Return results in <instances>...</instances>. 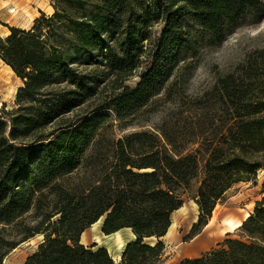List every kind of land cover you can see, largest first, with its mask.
<instances>
[{"label":"trees","instance_id":"obj_1","mask_svg":"<svg viewBox=\"0 0 264 264\" xmlns=\"http://www.w3.org/2000/svg\"><path fill=\"white\" fill-rule=\"evenodd\" d=\"M54 8L30 29L6 25L10 35L0 36V60L22 83L14 108H0V264L37 235L44 240L25 264H156L198 158L175 159L149 131L114 137L106 110L122 128L134 125L189 45L192 25L221 44L248 14L264 18V0H56ZM202 109L213 126L204 132L209 157L190 240L233 187L264 170V49L220 78ZM162 133L175 151L184 148L183 134ZM102 220L105 235L128 229L135 237L120 263L80 242ZM239 229L253 241L227 239L180 264H264V200Z\"/></svg>","mask_w":264,"mask_h":264},{"label":"rangeland","instance_id":"obj_2","mask_svg":"<svg viewBox=\"0 0 264 264\" xmlns=\"http://www.w3.org/2000/svg\"><path fill=\"white\" fill-rule=\"evenodd\" d=\"M55 1L0 0V36L10 35V30L6 25L30 29L34 21L42 14L53 15ZM258 19L255 14H248L237 26L227 29L225 40L221 44L213 43L206 33L192 25V34L188 38L189 45L178 56L171 76L163 85L160 93L132 119L134 125L122 128L123 123L119 121L115 112L111 109L106 110L112 118L114 137L120 138L137 131H149L160 138L163 146L175 159L191 154L198 158L197 176L187 188L181 190L184 206L173 219V229L178 242L174 239H163L165 251L156 264H177L183 256L181 251L196 248L187 238L190 232L187 230L192 227L193 221L199 216L198 190L204 178L205 163L209 157V149L203 140L204 132L208 130L209 134L213 126L207 111L202 107L220 78L234 71L255 51L264 49V18ZM190 24H192L191 20ZM86 66L84 63L80 64L82 69ZM140 73L141 71L130 78L127 84L136 85ZM21 86V81L0 60V108L3 105L7 106V110L14 108L16 94ZM95 102L98 104L99 99ZM164 127L184 135L185 146L181 151H175L168 143L162 133ZM262 200H264V170L259 172L255 182L242 183L233 187L225 199L218 204L214 211L215 214L213 213V220L211 219L209 223L210 226L201 232L204 244H207L204 245L207 246L205 249H211L209 252L220 249L219 246L223 245L227 239L252 242L253 240L242 229L229 230L226 224L227 221L232 220L235 224L242 222L247 215L254 213L257 202ZM24 223L28 226V216L25 217ZM30 224L34 226L35 222L30 221ZM102 225L103 220L95 227L88 229L87 232L93 237L92 243L96 245L95 249L106 248L113 259L121 256V259H117L120 263L125 247L135 237L128 229L109 236L105 235ZM228 230L232 233H226ZM181 235L184 237H180ZM13 238L20 241V237L14 236ZM43 240V235H37L20 243L4 259L3 264H25ZM156 241L157 239H153L148 242ZM210 241L218 243L211 248ZM82 242L87 244L85 234H82ZM88 247H91L90 243ZM204 254L206 253L202 255Z\"/></svg>","mask_w":264,"mask_h":264},{"label":"crops","instance_id":"obj_3","mask_svg":"<svg viewBox=\"0 0 264 264\" xmlns=\"http://www.w3.org/2000/svg\"><path fill=\"white\" fill-rule=\"evenodd\" d=\"M183 209V207L181 208V209H179V210H177V211H175L174 213H173V215H172V225H171V227H170V229H169V231H168V233L166 234V236H164L163 238H161V241L163 242V239H167V238H169V239H174L176 242H178V237L175 235V230L173 229V227H174V221H173V219H174V217H175V215L178 213H180V211ZM198 217L199 216H197V219L196 220H194L193 222V225L196 223V221L198 220ZM246 219L248 218V215H247V217H245ZM244 218V220L242 221V222H239L240 224H242L246 219ZM232 222H233V220H232ZM98 223H96L95 225H93L92 226V228L93 227H95L96 225H97ZM235 224V223H234ZM238 224V223H237ZM192 225V226H193ZM210 225H208L207 227H206V229L209 227ZM192 228V227H191ZM191 228H189L188 230H187V232L188 231H190L191 230ZM239 229V228H238ZM229 230H237V227L236 228H234V229H229ZM227 231L226 233H232V231ZM88 230H86L83 234H85L86 235V242H87V244H85V243H83L82 242V236H81V244L82 245H84V246H86V247H88V243H90V246H93V244L94 243H92L93 242V237H92V235L91 234H89L88 232H87ZM186 231H184V233H185ZM186 232V233H187ZM205 232V231H204ZM229 235V234H228ZM202 236H203V233L202 234H200V235H198V236H196L194 239H192L191 240V242H192V244L191 245H194L193 247H196L195 249H191V250H188V251H181V253L183 254V256H181L180 257V260H179V262L177 263V264H180L184 259H194V258H198V257H200V256H202V254L203 253H207V252H209V250H211V249H205V247H207V246H204V245H207V244H204V240H203V238H202ZM134 237V236H133ZM180 237H184V236H180ZM211 240V239H210ZM208 242V241H207ZM212 241H210L209 242V244H211L210 245V247L212 248L213 246H216L217 245V243H215V241L214 242H212ZM164 243V242H163ZM165 244V243H164ZM184 253H185V255H184ZM117 259L119 260V259H121V256H116L115 258H114V260H116L117 261Z\"/></svg>","mask_w":264,"mask_h":264},{"label":"bare ground","instance_id":"obj_4","mask_svg":"<svg viewBox=\"0 0 264 264\" xmlns=\"http://www.w3.org/2000/svg\"><path fill=\"white\" fill-rule=\"evenodd\" d=\"M7 68H9V70H10L12 73H14L10 67L7 66ZM214 214H215V213H214ZM249 216H250V215H248V217H249ZM212 220H213V219H212ZM242 225H243V223H242V224H240V223H238V224H234V223H232V221H227V224H226L227 229H234V228H236V227H237V228H240Z\"/></svg>","mask_w":264,"mask_h":264},{"label":"built area","instance_id":"obj_5","mask_svg":"<svg viewBox=\"0 0 264 264\" xmlns=\"http://www.w3.org/2000/svg\"><path fill=\"white\" fill-rule=\"evenodd\" d=\"M116 263H118L116 260H114Z\"/></svg>","mask_w":264,"mask_h":264}]
</instances>
